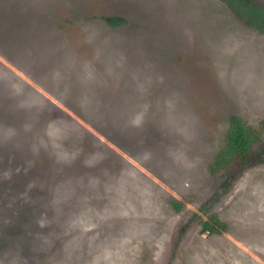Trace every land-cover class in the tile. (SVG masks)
<instances>
[{
    "label": "rangeland",
    "instance_id": "1",
    "mask_svg": "<svg viewBox=\"0 0 264 264\" xmlns=\"http://www.w3.org/2000/svg\"><path fill=\"white\" fill-rule=\"evenodd\" d=\"M232 115L260 149L264 34L221 0H0V264H264Z\"/></svg>",
    "mask_w": 264,
    "mask_h": 264
},
{
    "label": "trees",
    "instance_id": "2",
    "mask_svg": "<svg viewBox=\"0 0 264 264\" xmlns=\"http://www.w3.org/2000/svg\"><path fill=\"white\" fill-rule=\"evenodd\" d=\"M232 12L245 24L253 27L264 34V0H221ZM106 22L110 26H121L127 24L128 20L122 16H107ZM261 130L247 124L239 115L230 117V126L225 137L224 148L215 156L212 170L220 167L234 165L233 161L242 166V169L258 165L264 162V145L256 149L255 145L261 140ZM234 176L227 175L217 191L205 202L201 208V213H208L209 207L225 195L231 180ZM174 209L181 210L183 202L177 198L170 200ZM203 230H209L211 234L222 233L228 230V224L222 221L216 214L208 219H201ZM186 231V228L183 230Z\"/></svg>",
    "mask_w": 264,
    "mask_h": 264
},
{
    "label": "water",
    "instance_id": "3",
    "mask_svg": "<svg viewBox=\"0 0 264 264\" xmlns=\"http://www.w3.org/2000/svg\"><path fill=\"white\" fill-rule=\"evenodd\" d=\"M205 232L207 233V232H209V230H206Z\"/></svg>",
    "mask_w": 264,
    "mask_h": 264
}]
</instances>
